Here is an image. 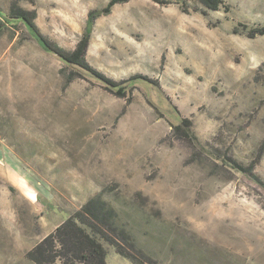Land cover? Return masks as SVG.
Segmentation results:
<instances>
[{"label": "rangeland", "instance_id": "374dc122", "mask_svg": "<svg viewBox=\"0 0 264 264\" xmlns=\"http://www.w3.org/2000/svg\"><path fill=\"white\" fill-rule=\"evenodd\" d=\"M14 1L71 50L108 0H0V11ZM165 1L129 0L93 22L90 65L117 81L145 77L122 84L130 99L21 23L3 25L0 264H34L26 251L98 193L145 264H264V34L247 35L264 25V0H223L207 15L195 0ZM184 118L189 136L173 128ZM102 243L106 264H132Z\"/></svg>", "mask_w": 264, "mask_h": 264}, {"label": "trees", "instance_id": "16d2710c", "mask_svg": "<svg viewBox=\"0 0 264 264\" xmlns=\"http://www.w3.org/2000/svg\"><path fill=\"white\" fill-rule=\"evenodd\" d=\"M129 0H108L107 3L99 9H92L88 12L84 34L75 47L67 50L58 46L55 42L44 35L36 24V11L34 9H25L20 7L15 1L9 5L8 11H0V30L4 24L16 25L21 23L29 35L46 51L52 52L64 60L71 67L84 71L89 75L101 80L107 85V89L118 97H131V86H123L124 83H131L134 80L143 78L140 75H133L124 80H114L95 69L86 59V50L89 44L90 32L94 20L104 14H108L111 8L120 3ZM156 3H165V0H153ZM199 2L203 9L200 12L207 15V11L220 9L223 0H195ZM226 8V7H225ZM240 26L247 29L244 24ZM264 34V25L249 28L248 37ZM145 79V77L143 78ZM154 85L157 82L148 80ZM174 130L182 135H190V122L182 119L175 125ZM6 145L12 150L16 158L34 175L38 173L35 170V164L25 158V154L6 140ZM233 167L250 173L254 168V162L248 165H242L230 159ZM13 192L14 189L10 187ZM38 199L42 201L40 194L36 192ZM51 203V202H50ZM53 203V202H52ZM116 212L110 204L102 197V193L95 194L86 199L76 210L69 214L54 230L37 241L25 253L26 259L34 264H106L107 250L102 241L114 248V251L121 257L127 259L132 264H145L143 258L150 261L149 258L139 250H135L133 243L126 231L116 226ZM115 238H121L125 241L126 247ZM129 249H134L132 253Z\"/></svg>", "mask_w": 264, "mask_h": 264}]
</instances>
